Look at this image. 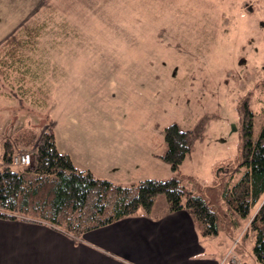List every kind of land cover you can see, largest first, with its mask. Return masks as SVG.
<instances>
[{"label": "rangeland", "instance_id": "374dc122", "mask_svg": "<svg viewBox=\"0 0 264 264\" xmlns=\"http://www.w3.org/2000/svg\"><path fill=\"white\" fill-rule=\"evenodd\" d=\"M35 19L45 30L24 55L39 91L19 103L16 77L6 108L24 111L6 139L33 152L53 128L57 150L97 177L190 180L221 215L212 250L253 264L251 217L236 220L222 192L243 172L229 178L249 118L238 108L252 140L264 119V0H0V43ZM170 124L192 133L178 173L160 158Z\"/></svg>", "mask_w": 264, "mask_h": 264}, {"label": "trees", "instance_id": "16d2710c", "mask_svg": "<svg viewBox=\"0 0 264 264\" xmlns=\"http://www.w3.org/2000/svg\"><path fill=\"white\" fill-rule=\"evenodd\" d=\"M38 20L22 25L0 43V90L8 78L12 85L18 77L21 82L17 89L27 84L26 101L29 103L30 95L33 96L37 88L39 91V86L36 88V79L30 72L34 63L27 62L31 57L27 61L25 58L26 50L36 44L45 30L44 20ZM13 86L16 87V83ZM13 93L11 90L8 95L10 100L15 97ZM238 111L249 118L242 122L240 155L229 178L240 169L243 172L231 187L225 185L222 198L226 210L234 214L236 220L251 217L248 229L253 244L248 259L253 264H264V119L258 137L252 140L253 120L247 101H243ZM191 138V131L182 130L177 124L164 128L166 151L160 158L173 173L179 172L190 153ZM2 152L0 218L3 219L45 223L66 235L80 236L123 218L148 213L156 197L163 195L169 210L187 211L203 236H216L222 224L221 215L201 190L197 192L198 188L190 186V180L184 183L177 176L164 180L146 178L124 186L101 179L77 167L68 155L57 150L53 128L42 131L33 152L17 150L8 139L2 143ZM18 152L31 154L29 166L11 165L12 157Z\"/></svg>", "mask_w": 264, "mask_h": 264}, {"label": "crops", "instance_id": "0c3cea01", "mask_svg": "<svg viewBox=\"0 0 264 264\" xmlns=\"http://www.w3.org/2000/svg\"><path fill=\"white\" fill-rule=\"evenodd\" d=\"M3 85L0 112L9 113L0 119L1 150L12 133L13 111H24L7 110L6 105L16 99H9L11 84L5 81ZM19 90V98H24L19 103L26 104L27 84ZM114 164L109 162L107 168ZM113 183L127 186L136 181ZM209 238L203 236L187 211L171 212L166 200L157 196L148 213L80 236L66 235L45 223L0 218V264H225L227 250H212Z\"/></svg>", "mask_w": 264, "mask_h": 264}, {"label": "built area", "instance_id": "2783aa9c", "mask_svg": "<svg viewBox=\"0 0 264 264\" xmlns=\"http://www.w3.org/2000/svg\"><path fill=\"white\" fill-rule=\"evenodd\" d=\"M31 161H32L31 154L29 152H18L12 157L11 165L14 167H26L31 164ZM229 261L230 260H226V264H229ZM237 263L244 264V263H241L240 260Z\"/></svg>", "mask_w": 264, "mask_h": 264}, {"label": "bare ground", "instance_id": "6f19581e", "mask_svg": "<svg viewBox=\"0 0 264 264\" xmlns=\"http://www.w3.org/2000/svg\"><path fill=\"white\" fill-rule=\"evenodd\" d=\"M32 162V161H31Z\"/></svg>", "mask_w": 264, "mask_h": 264}]
</instances>
